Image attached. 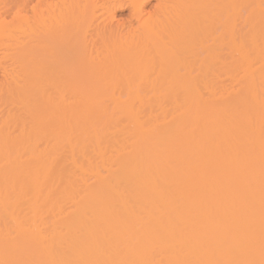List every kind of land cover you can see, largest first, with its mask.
<instances>
[{"label": "bare ground", "instance_id": "obj_1", "mask_svg": "<svg viewBox=\"0 0 264 264\" xmlns=\"http://www.w3.org/2000/svg\"><path fill=\"white\" fill-rule=\"evenodd\" d=\"M0 264H264V0H0Z\"/></svg>", "mask_w": 264, "mask_h": 264}, {"label": "rangeland", "instance_id": "obj_2", "mask_svg": "<svg viewBox=\"0 0 264 264\" xmlns=\"http://www.w3.org/2000/svg\"><path fill=\"white\" fill-rule=\"evenodd\" d=\"M121 9H122V10H120V8H119L120 11L117 10V11L114 12L115 14H114V16H113V17H114V18H113V22H115V21L117 22V21H118V20H117V19H118V18H117L118 16H120V17H123V16H124L123 18H125V16L127 15L128 10L126 11V10H125V9H126L125 7H124V9H123V8H121ZM124 10H125V11H124ZM122 11H124V12H122ZM125 12H127V13L125 14ZM117 13H118V14H117ZM116 14H117V15H116ZM121 15H122V16H121ZM115 16H117V17H115ZM126 17H128V15H127ZM115 18H116V20H115ZM119 19H120V18H119ZM114 20H115V21H114ZM123 20H125V19H123ZM123 20L121 19V21H123ZM126 20H127V18H126Z\"/></svg>", "mask_w": 264, "mask_h": 264}]
</instances>
